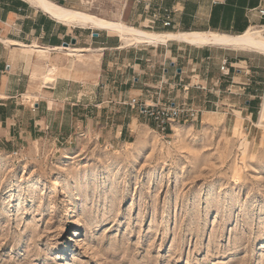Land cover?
I'll return each mask as SVG.
<instances>
[{
    "label": "rangeland",
    "instance_id": "1",
    "mask_svg": "<svg viewBox=\"0 0 264 264\" xmlns=\"http://www.w3.org/2000/svg\"><path fill=\"white\" fill-rule=\"evenodd\" d=\"M77 1L166 32L138 17L144 0ZM259 94L253 124L241 102L226 122L203 111L164 135L147 119L125 122L126 141L112 113L82 124L76 96L55 100L43 134L0 148V264H264V84Z\"/></svg>",
    "mask_w": 264,
    "mask_h": 264
},
{
    "label": "crops",
    "instance_id": "2",
    "mask_svg": "<svg viewBox=\"0 0 264 264\" xmlns=\"http://www.w3.org/2000/svg\"><path fill=\"white\" fill-rule=\"evenodd\" d=\"M51 1L69 9L78 5L77 0ZM141 6L138 17L145 22L149 17L161 18L165 9L181 11L166 32L240 35L252 26L264 27V17L258 13L264 10V0H144ZM155 26L160 28L159 23ZM71 40L75 44L65 48ZM67 50H77L78 55ZM84 57L91 69L77 63ZM66 58L73 64L68 66ZM222 60L226 61L224 74L219 70ZM86 74L92 75L90 92H85ZM263 84L264 55L255 52L196 47L179 41L126 46L119 36L107 31L53 19L29 0H0L3 149H14L43 134L52 104L71 96L76 100L67 104L75 108L70 110L82 124L86 114L96 110L112 113V121L123 120L114 125L117 138L123 141L127 138L125 122L135 124L141 117L137 108L130 106L133 100L138 104L185 105L210 115L221 109L225 122L231 108L242 102L246 118L253 124ZM176 126L180 125L172 128Z\"/></svg>",
    "mask_w": 264,
    "mask_h": 264
},
{
    "label": "bare ground",
    "instance_id": "3",
    "mask_svg": "<svg viewBox=\"0 0 264 264\" xmlns=\"http://www.w3.org/2000/svg\"><path fill=\"white\" fill-rule=\"evenodd\" d=\"M53 19L70 25L100 29L119 36L126 46H158L168 41H179L192 46H211L232 50L251 51L264 55V27L252 26L240 35L218 32H151L127 25L123 21H113L75 9L65 8L51 0H29ZM82 4L85 0H81ZM80 52V51H79ZM75 56L77 50H67ZM257 125L264 127V94L258 113ZM179 127V126H178ZM182 127V126H180Z\"/></svg>",
    "mask_w": 264,
    "mask_h": 264
},
{
    "label": "built area",
    "instance_id": "4",
    "mask_svg": "<svg viewBox=\"0 0 264 264\" xmlns=\"http://www.w3.org/2000/svg\"><path fill=\"white\" fill-rule=\"evenodd\" d=\"M130 2L140 3V0H127ZM181 11L177 8L165 9L162 12V17H152L151 24L159 23L160 28L169 29L172 27L174 15ZM259 15L264 17V10H260ZM226 61L222 60L220 72L225 73ZM227 73V70H226ZM131 108H137L138 114L151 121L160 134H167L172 131L173 125H184L188 122H195L203 114V111L193 109L185 105H175L173 103L164 104H138L136 101H131Z\"/></svg>",
    "mask_w": 264,
    "mask_h": 264
},
{
    "label": "water",
    "instance_id": "5",
    "mask_svg": "<svg viewBox=\"0 0 264 264\" xmlns=\"http://www.w3.org/2000/svg\"><path fill=\"white\" fill-rule=\"evenodd\" d=\"M74 44H75V41L71 40L70 44H64V47L67 48L69 45H74Z\"/></svg>",
    "mask_w": 264,
    "mask_h": 264
},
{
    "label": "trees",
    "instance_id": "6",
    "mask_svg": "<svg viewBox=\"0 0 264 264\" xmlns=\"http://www.w3.org/2000/svg\"><path fill=\"white\" fill-rule=\"evenodd\" d=\"M163 31H168V29H164ZM239 34H241V33H239Z\"/></svg>",
    "mask_w": 264,
    "mask_h": 264
}]
</instances>
